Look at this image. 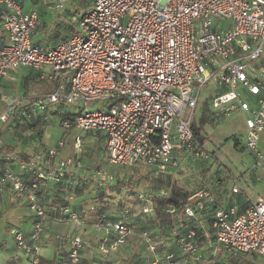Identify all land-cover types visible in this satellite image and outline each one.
Here are the masks:
<instances>
[{"label":"built area","instance_id":"1","mask_svg":"<svg viewBox=\"0 0 264 264\" xmlns=\"http://www.w3.org/2000/svg\"><path fill=\"white\" fill-rule=\"evenodd\" d=\"M67 1L80 0H58L55 7L63 9ZM26 2L0 0L7 38L0 44V196L8 191L12 203H25L32 220L27 232L10 228L13 246L29 264H39L47 222L71 223L70 232L54 236L65 249L64 264H99L109 258L118 264L112 256L134 233L132 208L120 206L110 217L105 207L103 192L118 181L104 167L94 170L90 180L78 152L60 156L63 138L27 159L20 150L8 148L1 129L21 96L3 94L2 81L14 82L22 68L34 70L36 80H47L53 89L31 99V105L44 108L52 102L80 108L71 123L104 136L100 162L105 156L111 165L144 168L157 183L181 156L204 154L191 121L206 83L214 91L207 103L211 116L240 114L246 131L238 145L258 150L264 129V0H91L84 14L71 16L83 31L47 50L32 40L39 13L33 6L25 8ZM73 140L79 149V134ZM259 163L264 167V151ZM128 179L121 180V188L134 193L138 211L152 215L153 199L166 196L167 189L132 186ZM88 184L93 190L86 208L72 205L71 194L67 204L53 207L43 193L57 185ZM231 190L235 194L238 187ZM230 199L218 204L210 189L201 188L183 213L194 217L211 208V248L264 258V199H248L240 212ZM165 211L173 215L175 208ZM137 234L146 251L143 264H186L199 256L193 231L178 235L177 251L161 254L146 230Z\"/></svg>","mask_w":264,"mask_h":264},{"label":"rangeland","instance_id":"2","mask_svg":"<svg viewBox=\"0 0 264 264\" xmlns=\"http://www.w3.org/2000/svg\"><path fill=\"white\" fill-rule=\"evenodd\" d=\"M28 3L29 1L27 0L25 5L27 6ZM90 3L91 0H80L76 4H71V8L73 10L76 8L81 9V15L86 9L87 4ZM35 6L38 9H42L39 4H35ZM46 11L48 13L47 15L54 16V11L48 9ZM60 27L63 30V34L68 36L79 34L83 31V27L77 21H71L70 17H65ZM38 37L37 35L36 38ZM36 38L32 40L36 41ZM40 45H42L40 48L47 50L45 49L44 42L41 41ZM21 71L24 72L23 70ZM52 89L53 84L47 80H35L32 78L22 83H13L8 90H5L3 87V94L21 96V103L12 113V118H9V124L3 126L4 130L11 132L10 130L13 129L17 132V136L13 140L6 139V141L8 140L7 143L14 144L22 137L26 139V135L37 129H41L39 138L42 139V146H55L57 140L63 138L64 144L61 147L60 156L78 152L83 164L89 171L87 177L90 180L94 170L104 167L111 171L118 181L115 186L108 187L103 192L108 215L110 217L116 215L119 208L118 202H121L123 204L122 206L126 205L132 208L133 214L138 213L140 203L135 199L133 192L127 194L121 188V180L128 176V182H131L133 184L132 186L140 183L146 186L148 190H155L163 186L152 183L147 173L143 172L146 170L144 168H140V170H137L140 172H137L133 168L111 165L106 162L105 156L102 157L103 162H100L103 142L99 134L75 129L71 121L67 119L60 121L61 118L68 117L65 113L67 109L69 112L76 113L80 108L71 104H63L61 108L59 105L51 102L48 104L47 109L45 108V113H40V110H36L30 105L31 99L41 98ZM213 92V85L211 83H206L201 88L191 121V126L207 137V142L203 144L204 154L198 157H190L189 155L181 156L176 166L171 168L168 174L173 176L177 184L187 188L190 192H194L201 187H208L213 191L220 204H225L231 198L235 201V209L240 210L247 204L248 199L252 201L258 197L264 199V167L259 163V153L264 151V129L260 133L259 148L257 151L251 152L245 148H241L235 143V140L239 138L240 145H242L246 131L243 118L237 113H231L229 116H211V110L207 106V103L213 95ZM2 107L3 103L0 100V110H2ZM55 110L57 111L54 112ZM40 118L46 119L41 120ZM34 120L36 121L33 122ZM65 123H68V127L65 126ZM20 133L22 136L18 135ZM76 134H79L81 137L79 149L73 146V139ZM141 173H145L146 176L139 177ZM233 186L238 187V192L235 194L231 190ZM92 190L93 187L90 184L82 187L81 192L83 194L81 198L88 197V199L83 202L82 206L78 207L83 208V206L85 207L87 205L88 201L91 200L90 195ZM240 202L245 203L243 206H240ZM86 215L90 216V213L86 212ZM26 223V227L30 229L31 220H27ZM130 224L134 229V233L128 237L125 245L115 255L120 258L127 254L129 256L127 258H135L137 260L136 258H139L146 251L141 245V240L137 234L138 230L135 228L132 220H130ZM6 239L9 244L11 242L13 244L11 235L6 236ZM201 246L203 248L200 254L201 257H191L189 253L191 259L186 264H258L260 262L259 256L254 254L242 255L241 253H230L220 247L206 250L205 243H202ZM120 260L121 262L118 264H123V257ZM128 262L129 260H126L124 264ZM105 264L115 263L109 258Z\"/></svg>","mask_w":264,"mask_h":264},{"label":"trees","instance_id":"3","mask_svg":"<svg viewBox=\"0 0 264 264\" xmlns=\"http://www.w3.org/2000/svg\"><path fill=\"white\" fill-rule=\"evenodd\" d=\"M88 7V5L86 6ZM87 8L82 12V14L85 13ZM78 11V10H76ZM80 13V12H79ZM81 14V15H82ZM32 79L36 80V73L34 72ZM31 105V104H30ZM60 107L63 106L62 104H57ZM34 109L40 110L41 112H44L47 109L48 104L44 108H38L36 106L31 105ZM46 108V109H45ZM62 108V107H61ZM55 110L54 112H56ZM64 111V110H62ZM52 112V113H54ZM39 113V115H40ZM45 113V112H44ZM66 113V111H65ZM68 114V113H66ZM43 115V114H41ZM10 118H12L10 116ZM41 120H44L40 118ZM69 120L71 121V117H65L61 118V120ZM38 120V119H37ZM34 120L33 122H35ZM8 121L4 125H8ZM3 125V126H4ZM194 134L197 138V141L199 142V145H202L207 142V137L204 136L203 134L199 133L195 128H193ZM11 132L4 130L3 127L1 129V135L4 140L5 145L10 146L11 148L13 147L12 144L7 143L8 140H13L15 136H17L16 130H10ZM41 132V129H37L35 131L30 132V134L26 135V139L22 137V140H25V143L30 140H39V134ZM99 137L102 139V142L104 143V136L98 132ZM95 133V134H96ZM19 136H22V134H18ZM6 139H8L6 141ZM240 141L239 138L235 140V143L238 144ZM103 147V144H102ZM101 147V149H102ZM204 147V146H203ZM22 152V151H21ZM29 154L23 153L21 157L24 159H27ZM133 168L134 170H140L141 167H130ZM140 172V171H137ZM146 173V170L143 171ZM139 174V177H145L146 174ZM157 184L162 185L164 188L167 189V195L164 197H155L153 199V210L154 213L152 215H144L140 211L138 213H132V218L131 220L133 221V224H135V228L140 231V230H146L153 241L156 243V250L158 253H162L164 251H177V244H176V238L178 235L186 233L188 231H193L194 232V242L196 243V248H197V254L199 257H201V252L203 251V248L201 246L202 243L206 244L205 249L209 250L212 246V243L214 241V235L212 228L210 226L211 222V208H208L204 212H198L196 216L194 217H189L186 216L183 211L184 207L192 202L194 200V192H190L187 188L177 184L171 174H168L166 176V179H159L157 180ZM155 184V185H157ZM83 185L80 186H60L57 185L54 187L52 190H47L44 191V196L46 198H49L51 200V205L53 207H58L61 205H65L68 203L66 200L67 196L69 194H78L82 191ZM85 187V186H84ZM201 188H208V187H201ZM199 188V189H201ZM209 189V188H208ZM210 191L213 193V191L210 189ZM131 194V193H130ZM214 194V193H213ZM215 195V194H214ZM217 199V198H216ZM10 201V200H9ZM218 201V200H217ZM12 203V202H11ZM22 203V202H18ZM119 203V207L122 206L123 204L121 202ZM245 202H240V206H243ZM13 204V203H12ZM218 204H220L218 202ZM23 206H26L25 203H22ZM222 205V204H221ZM169 206H173L175 208V213L173 215H169L166 213V208ZM109 216V215H108ZM113 215L112 217H114ZM175 230V233L173 234V231ZM142 245V244H141ZM143 247V246H142ZM65 249L63 248L62 254L58 257V261L56 264H64L63 263V258L65 256ZM246 254H254V253H243L242 255ZM257 255V254H254ZM258 256V255H257ZM260 262L258 264H264V258L260 257ZM133 261H137L138 264H143V261L141 259V256L139 258H133ZM42 259L40 258V263L41 264Z\"/></svg>","mask_w":264,"mask_h":264},{"label":"crops","instance_id":"4","mask_svg":"<svg viewBox=\"0 0 264 264\" xmlns=\"http://www.w3.org/2000/svg\"><path fill=\"white\" fill-rule=\"evenodd\" d=\"M58 0H31L27 6L25 5V8H29L33 6L37 9L39 13V25L35 29L33 35L34 38L38 35L39 37L36 38L33 42L37 44L38 46H42L41 41L44 42L45 49H49L53 47L58 40H61L68 35L63 34V30L61 29V24L63 20L66 18L71 19V16L77 15L80 16L81 9H75L73 10L71 8V4L76 3H70V2H64V8L63 9H57L55 7V4ZM35 4H39L42 9H38ZM88 5V4H87ZM45 7V9H43ZM80 8V7H79ZM87 8V7H86ZM54 11V16L47 15V11ZM78 10V11H76ZM32 36V39H34ZM7 38L5 36V33L1 27V19H0V44L6 43ZM23 70L24 72H22ZM34 70L30 68H22L20 69L16 74V79L14 82H9L7 79H4L2 81V85L5 90H8L11 88L13 83L16 82H25L28 79H31L34 74ZM66 113L68 117H73L74 112H69V110H66ZM17 138V137H16ZM16 144V145H14ZM12 144V148H16L17 150L22 151L23 153L32 154L33 152L37 150H43L47 146H42V139L39 140H30L25 143V140H22V138ZM7 146V145H6ZM8 148H11L10 146H7ZM82 192L78 194H71L72 200L71 203L74 206H81L84 201H87L88 197H82ZM70 195V194H69ZM68 195V196H69ZM10 200V194L8 191H5L0 196V264H29L27 259L22 255L20 252H18L15 247L13 246L12 242L9 244L7 242L6 236H10L9 230L12 227H20L26 232L29 230L26 225L27 220H31L30 213L26 206H23L22 203H11ZM245 206V205H244ZM242 207V209L244 208ZM238 210L239 212L242 210ZM32 222V220H31ZM71 223L67 224H58L52 221H48L43 232L41 235V249H40V255L42 262L41 264H56L58 261V257L62 254V249L58 246V243L55 240V234L56 233H68L71 231ZM127 255V254H126ZM122 256L124 259V262L129 260L127 264H138L137 261H133V259L127 258V256ZM95 257V256H94ZM120 257V258H122ZM87 258V257H86ZM119 259L116 255L112 256V259ZM106 261V262H105ZM108 262V259L105 260H99V264H105ZM124 262H122L124 264Z\"/></svg>","mask_w":264,"mask_h":264}]
</instances>
